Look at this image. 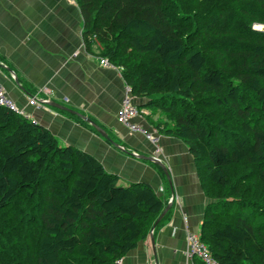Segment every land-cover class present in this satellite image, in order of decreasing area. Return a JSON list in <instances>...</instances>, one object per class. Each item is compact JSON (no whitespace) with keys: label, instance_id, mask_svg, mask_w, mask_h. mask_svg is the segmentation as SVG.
<instances>
[{"label":"trees","instance_id":"1","mask_svg":"<svg viewBox=\"0 0 264 264\" xmlns=\"http://www.w3.org/2000/svg\"><path fill=\"white\" fill-rule=\"evenodd\" d=\"M76 2L86 49L98 43L157 129L187 145L210 258L264 264V0ZM166 204L0 105V264H118Z\"/></svg>","mask_w":264,"mask_h":264},{"label":"crops","instance_id":"2","mask_svg":"<svg viewBox=\"0 0 264 264\" xmlns=\"http://www.w3.org/2000/svg\"><path fill=\"white\" fill-rule=\"evenodd\" d=\"M99 50L96 42L91 51L85 47L76 0H0V87L22 115L49 129L60 145L93 155L120 184L147 183L167 203L174 193L153 243L150 229L118 264H194L187 234L198 235L209 199L193 158L183 141L157 129L163 119L144 106L147 98L133 97L139 114L132 122L141 131L117 120L126 83L117 67L99 63ZM142 156L166 165L173 190L163 169Z\"/></svg>","mask_w":264,"mask_h":264},{"label":"built area","instance_id":"3","mask_svg":"<svg viewBox=\"0 0 264 264\" xmlns=\"http://www.w3.org/2000/svg\"><path fill=\"white\" fill-rule=\"evenodd\" d=\"M253 27L258 30H264L263 24H258V26L254 25ZM99 63L103 66H113L105 57H99ZM0 105L6 106L17 113L22 114V111L18 110L15 103L5 94L2 87H0ZM138 114L139 110L133 103V96L130 87L126 84L125 93L117 114V120L131 132L141 131L140 125L132 122V118ZM145 136L152 142H156V139L151 134L147 133ZM187 255L189 257L197 256L207 264H217L210 258L206 245L198 239V235L196 234H187Z\"/></svg>","mask_w":264,"mask_h":264},{"label":"water","instance_id":"4","mask_svg":"<svg viewBox=\"0 0 264 264\" xmlns=\"http://www.w3.org/2000/svg\"><path fill=\"white\" fill-rule=\"evenodd\" d=\"M5 68L8 69L6 66H5ZM13 80L16 81L15 76H13ZM43 102H45L47 104L51 103V102H47L45 100ZM57 107H59V106H57ZM82 118L84 120H86L88 123H90L92 126H94L103 136L106 137V134L98 126H96L90 119H88L85 116H82ZM134 154L137 155V156L139 155L137 153H134ZM142 157H145L146 159L157 163L163 169V171H164V173H165V175L167 177V180H168V182L170 183V186H171V182H170V178H169V172H168V169H167L166 165L161 160L156 158L155 156H142ZM171 190H173L172 186H171ZM173 198H174V193L172 191V198L169 200V202L166 204V206L163 208L161 213L158 215V217L155 219V221L152 224L151 231L149 233L152 243H153V230L157 226V224L160 222V220L164 217V215L168 212L169 208L172 205Z\"/></svg>","mask_w":264,"mask_h":264},{"label":"rangeland","instance_id":"5","mask_svg":"<svg viewBox=\"0 0 264 264\" xmlns=\"http://www.w3.org/2000/svg\"><path fill=\"white\" fill-rule=\"evenodd\" d=\"M258 24H260V23H253V26H254V25L258 26ZM263 25H264V24H263Z\"/></svg>","mask_w":264,"mask_h":264}]
</instances>
